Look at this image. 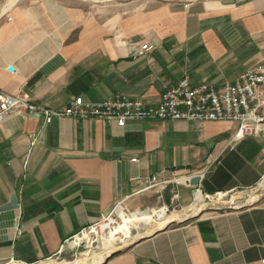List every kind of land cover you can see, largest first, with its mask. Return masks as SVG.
Wrapping results in <instances>:
<instances>
[{"label": "crops", "instance_id": "0c3cea01", "mask_svg": "<svg viewBox=\"0 0 264 264\" xmlns=\"http://www.w3.org/2000/svg\"><path fill=\"white\" fill-rule=\"evenodd\" d=\"M262 59L264 0H0V89L51 109L78 96L152 106L185 76L220 87ZM42 123L21 112L0 123V264L54 256L118 203L145 214L165 192L189 204L198 188L248 190L264 175V138L229 149L235 122L55 118L31 148ZM194 174L197 185L183 183ZM153 175L176 180L149 187ZM208 214L107 264H262L264 194Z\"/></svg>", "mask_w": 264, "mask_h": 264}, {"label": "built area", "instance_id": "2783aa9c", "mask_svg": "<svg viewBox=\"0 0 264 264\" xmlns=\"http://www.w3.org/2000/svg\"><path fill=\"white\" fill-rule=\"evenodd\" d=\"M153 49V45H142L144 53ZM13 112L43 117L40 130L29 136L31 148L39 142L42 129L55 118L69 117L74 119L99 118L109 124L115 123L118 126H125L129 120L235 122L237 130L228 143L229 149L234 150L236 143L246 136L264 138V59L248 68L234 81H227L220 87L204 82L194 85L190 78L185 76L175 86L166 89L162 93L159 103L152 106L146 104L142 98L120 95L95 101L85 100L83 97L78 96L70 100L63 109H51L0 89V123ZM131 161L138 162L139 159L132 158ZM211 166L212 164L209 163L208 167ZM202 174H199L201 178ZM192 176L183 178V183L192 185L190 183ZM174 180L176 179L162 181L158 179L157 175H153L150 178L149 187L160 184L167 185ZM262 185H264V175L261 176L256 186L250 188L251 192L258 190ZM198 191L201 192L199 188L196 193ZM178 194L177 191L174 192L173 201L178 198ZM119 204L121 203H118L109 215H103L99 220V224L96 222L95 226H100L110 218L114 219L113 214ZM117 216L118 214H116ZM93 227L94 224L83 228L70 239L77 237L79 234L83 235L87 229ZM21 233L22 229L18 228L17 235ZM262 264H264V259Z\"/></svg>", "mask_w": 264, "mask_h": 264}, {"label": "rangeland", "instance_id": "374dc122", "mask_svg": "<svg viewBox=\"0 0 264 264\" xmlns=\"http://www.w3.org/2000/svg\"><path fill=\"white\" fill-rule=\"evenodd\" d=\"M164 1H168V2H172V1L189 2V1H193V0H164ZM226 1L234 2L237 0H226ZM261 189H259V190H261ZM175 190L176 189H174V191ZM259 190H257V191H259ZM262 190H263V193H261V194H264V188ZM257 191L251 192V190L248 189V190H235L233 192H224L225 196L221 197L220 199H217L216 194H209L208 196L203 194L204 197H203L202 201H196V199H195L196 194H193L192 200L189 204H183L182 202H180L179 198L175 199L174 201L170 200V202L166 201L165 200V193L166 192H165L164 197H162L158 201V203L152 207V208H156V209L151 211V212L145 211V214L139 213L141 211H135L136 209L135 210L132 209L127 203H121L115 209V212L113 214V216H115V218H114L115 220L113 219L114 220L113 224H108L107 223L108 220L103 222L100 226H97V225L95 226V224H94V227L92 229H87L85 231V233L83 234V235H85L91 231H95V232H91L92 234L89 236V239L82 240L81 238L83 237V235L79 234L77 237H73L72 239H69L68 241H66L64 244V247L62 248V250L59 253H57L54 256H51L49 258H46L40 262L34 263V264H60V263H64V262H73V261L80 259L82 257H83V259H85V258L88 259L89 257H90V259H97L98 257L100 258L105 253L104 251H105V244L106 243L103 240V238L105 237L104 233H106L107 231H110L109 230L110 228L116 229V228L122 226L124 223H126V221L131 222V223L134 222L136 227H139V228L135 229V230H137V234L134 235L135 237L130 242H128L127 244H125V245L117 244V247L113 251L109 252L107 255H109L112 252L117 251L119 249H125L133 241L137 240L138 238L145 236V235H148V234L158 230L159 228H162L167 223H169L171 220L165 222L162 225H159V224H161L160 220L166 219L167 217L175 214L176 212L183 213L185 211L186 212L188 211L189 216H186V218H190V219L187 222H191L192 220L196 219V218H193L194 216H199V218L207 217V216L212 215V214H208V213L213 212V211L218 210V209H229V208H233V207L244 206L246 204H250L252 202H255L257 200V198L259 197V195H261V194L255 196L251 200L250 199V193L254 194ZM168 192H169V189H168ZM173 194H174V192H173ZM161 207H164V210H165L163 216H159V210L162 209ZM117 209L124 210V214H118L116 212ZM147 209H151V208H147ZM141 210H145V208L141 209ZM191 210H193V211L191 212ZM156 211H158V212H156ZM116 214H118L117 217H116ZM107 215H109V213L105 214V216H107ZM116 220H118V221H116ZM176 221H178V220H176ZM97 223L99 224V220L97 221ZM107 225H109V226H107ZM141 226H143V227H141ZM151 226H152V228H151ZM176 226H178V223H173L170 225L169 228H174ZM106 229H108V230L106 231ZM73 242L75 243V245L73 247H70L71 243H73ZM107 255L103 258V260L107 257ZM103 260L99 261L98 264L100 262H102ZM11 264H13V262ZM18 264H22V263H18Z\"/></svg>", "mask_w": 264, "mask_h": 264}, {"label": "bare ground", "instance_id": "6f19581e", "mask_svg": "<svg viewBox=\"0 0 264 264\" xmlns=\"http://www.w3.org/2000/svg\"><path fill=\"white\" fill-rule=\"evenodd\" d=\"M262 189L264 188V185H262V187H261ZM261 188H259V189H261ZM258 189V190H259ZM259 190V191H257L256 193H254V194H252V193H250V199L252 200L255 196H257V195H259V194H261V193H263V190ZM255 192V191H254ZM261 195H263V194H261ZM261 195H259V197L261 196ZM223 196H225V194H224V192H220V193H218V194H216V197H217V199H220L221 197H223ZM203 194L200 192V191H198L197 193H196V201H202L203 200ZM258 197V198H259ZM257 198V199H258ZM219 201V200H218ZM221 201V200H220ZM216 202V201H215ZM201 203V202H200ZM161 209V208H160ZM146 211V210H145ZM148 211V210H147ZM152 211H153V209H152ZM193 210H191V212H192ZM116 212H117V210H116ZM156 212H158V211H156ZM164 212H165V210H164V207H162V209L161 210H159V216H163V214H164ZM186 216H189V212L187 211H185V212H183V213H178V212H176L175 214H173V215H171V216H169V217H167L166 219H161L160 220V223L161 224H159V225H162V224H164L165 222H167V221H169V220H171L170 222H172V221H176V220H178V221H180V220H182V219H184V218H186ZM165 217V216H164ZM108 224H113L114 223V220H113V218H110L109 220H108V222H107ZM120 225V224H119ZM149 225V224H148ZM151 225V224H150ZM107 226H109V225H107ZM141 227H143V226H141ZM137 228H139V227H136V225L134 224V222H127L126 221V223H124L122 226H120V227H118V228H116V229H113V228H110L109 230L110 231H107L108 229H106V233H104L105 234V237L103 238V240L105 241V253L99 258H97V259H90V257L87 259V258H85V259H83V257L82 258H80V259H77V260H75V261H73V262H64V263H60V264H98V262L99 261H101V260H103V258L109 253V252H111V251H113L116 247H117V244H122V245H125V244H127L128 242H130L135 236L133 235V230H135V229H137ZM151 228H152V226H151ZM91 232H95V231H91ZM91 232H89V233H87V234H85V235H83V237L81 238L82 240H87V239H89V236L92 234ZM79 240V239H78ZM81 240V241H82ZM75 245V243L73 242V243H71V245H70V247H73ZM101 254V253H100ZM101 263V262H100ZM99 263V264H100Z\"/></svg>", "mask_w": 264, "mask_h": 264}, {"label": "water", "instance_id": "95a60500", "mask_svg": "<svg viewBox=\"0 0 264 264\" xmlns=\"http://www.w3.org/2000/svg\"><path fill=\"white\" fill-rule=\"evenodd\" d=\"M13 69H14V68H13L12 66L9 67V70H13ZM200 180H201V175H199V174H194V175L190 178V183H191L192 185H197V184L200 182ZM259 199H260V197H259L255 202H252L251 204L256 203ZM246 205H248V204H246ZM244 206H245V205H244ZM244 206H239V208L244 207ZM198 217H199V216H194L193 218H198ZM189 219H190V218H184V219H182V220H180V221H172V222L167 223V224H166L165 226H163L162 228H159L158 230H156V231H154V232H152V233H150V234H148V235L142 236V237L138 238L137 240L133 241V242H132L128 247H126L125 249H119V250L114 251V252H112L111 254L107 255V257H106V258H105L100 264H107L108 261H109L112 257H114V256H116L117 254H119V253H121V252L127 250L128 248H130V247H131L132 245H134L135 243H137V242H139V241H142V240H144V239H146V238H148V237H151V236L155 235L156 233H158V232H160V231H163V230L168 229V228L170 227L171 224H173V223H178V225H181V224L186 223ZM132 233H133V235H136V234H137V230H133Z\"/></svg>", "mask_w": 264, "mask_h": 264}]
</instances>
